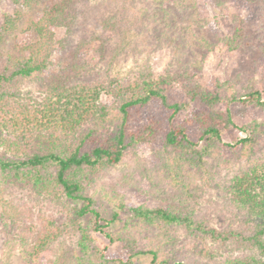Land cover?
I'll use <instances>...</instances> for the list:
<instances>
[{
	"label": "trees",
	"instance_id": "16d2710c",
	"mask_svg": "<svg viewBox=\"0 0 264 264\" xmlns=\"http://www.w3.org/2000/svg\"><path fill=\"white\" fill-rule=\"evenodd\" d=\"M211 1L219 10L237 4L244 16L215 29L206 0H11L16 17L2 15L0 43L23 11L41 8L30 21L36 40L0 70V196L13 186L38 209L32 217L23 199L0 201L12 224L3 227L20 230L12 234L28 264H264V0ZM53 28L65 36L56 41ZM79 36L102 53L113 48L103 69L83 60ZM147 36L152 53L114 73L132 41ZM162 50L169 61L155 76ZM244 52L228 79L203 80L200 53ZM235 104L251 116L241 127ZM235 129L244 136L225 142ZM142 144L152 163L137 154ZM110 179L156 200L149 207L116 195L104 218L96 194ZM115 223L120 231L109 230ZM115 244L120 253L108 255Z\"/></svg>",
	"mask_w": 264,
	"mask_h": 264
},
{
	"label": "rangeland",
	"instance_id": "374dc122",
	"mask_svg": "<svg viewBox=\"0 0 264 264\" xmlns=\"http://www.w3.org/2000/svg\"><path fill=\"white\" fill-rule=\"evenodd\" d=\"M56 1V0H55ZM98 1V0H96ZM51 3V2H50ZM46 4V5H45ZM44 7H48L49 3H45ZM41 6V7H42ZM205 9L208 15L214 19L215 22L212 23V26L215 29H220L221 24L226 20L228 23L231 22L230 17L231 15H241L244 16V13L240 11L237 4H234L232 6H228L227 8L223 10H219L215 7L213 2L211 0H206ZM15 6L12 4L11 0H0V27L2 24V15H9V16H15ZM35 12L25 13L19 17L20 20L18 22L17 28L14 32H10V34L7 36V34L3 35V38L0 43V70L2 69L3 63L7 60L8 56H13L14 53H16V49L26 46L30 43H33L36 40V35L31 31L30 28V21H36L40 17L41 8L38 6L35 8ZM43 9V8H42ZM93 15H91L88 20L92 22ZM90 28L92 24L89 25ZM152 28H150L151 30ZM55 35V40L58 41L62 37L65 36V31L63 29H52ZM149 30V31H150ZM92 31L95 35L102 37L103 32L98 26H94L92 28ZM80 32V31H79ZM80 34V33H79ZM2 35V34H1ZM142 36V35H141ZM81 38V36H79ZM93 38L88 37L86 39V42L81 40L79 42L82 43L79 47V51L81 52V57L83 60L88 63L90 66H93L96 69H103L106 66V62L109 60L112 52V47H108L107 53H102L100 51V44L99 42L92 40ZM150 37H146L145 40H139L136 39L132 41L134 44L129 47V49L124 53V56L119 58L118 63L114 65L113 72L114 73H121L122 76L126 75V72L130 70V68L133 66V64L137 61H140L141 58H143L145 55L152 53V47L147 43V40H150ZM58 45L54 46V53L52 54L50 58V62L54 65H56L61 60V53L58 52ZM246 52L242 54L239 58L233 57V58H224L219 54L216 53H200L197 56V59H203L204 60V68H203V80L208 81L211 77H216L220 81H225L228 79L231 74L238 70L240 67V63L245 61L247 59ZM169 61V57L167 52L164 50L158 51L157 53L153 54L152 59V68L154 71L155 76H157L167 65ZM52 70L55 69V67H51ZM29 87L34 89V85L28 84ZM25 85L22 86V88L25 90ZM112 102V99L109 98V103ZM232 114H233V122L236 125V127H241L247 123L250 122L251 116L247 112V108L244 105L235 104L232 106ZM244 134L241 133L239 130L235 129L231 132H224L223 133V139L225 142L228 143H235V141L243 137ZM137 154L143 158L146 159L149 163H152V159L150 158V148L146 144H142L138 146L136 149ZM111 180V179H110ZM115 182L114 180L106 181V186L102 192L99 190L96 194V203H95V209L101 213L102 217L104 218H110L112 212L114 211V207L111 203V200L115 198L116 195H123L125 200L132 204L138 202H143L144 205H147L149 207L150 203L154 202L156 199H152V197L143 196V194H140L138 190H136L134 187H131L130 190L123 191L120 187L115 188ZM10 186V184H7ZM10 191H5V193L0 196V201L2 202H9L13 203L15 200L23 199L28 206L33 207L31 208V215L32 217L35 216L34 212H37V208H35V202L31 200L29 195L25 191L13 188L11 186ZM159 203L158 201L155 202ZM154 204V205H155ZM153 205V206H154ZM47 213L54 215L56 214V209L47 207L44 209ZM34 211V212H33ZM7 223L9 227L12 226L11 222L7 219V216L5 215V212L3 211V207L0 206V259L3 261L4 264H28L29 258L28 255L22 252V250L19 248V246H16V241L14 238V235L12 233L14 232H20V230L13 228L12 232H9V229H6L3 227V222ZM121 223H115V225H111L109 230L110 231H120ZM21 229L23 226H20ZM23 236L24 234L22 232ZM98 241L107 243L105 239L102 237H98ZM98 243V242H97ZM96 242L92 244V252L90 253V257L92 259L96 258L97 250L99 249V245ZM15 247L13 250H11V247ZM78 253V252H76ZM116 253H120V248L117 244L110 246V248L107 250L108 255H114ZM58 262L53 263L52 261L48 260L47 264H61L63 261L62 259L57 260ZM137 264H148L147 258H139L136 262ZM39 264V263H34Z\"/></svg>",
	"mask_w": 264,
	"mask_h": 264
}]
</instances>
